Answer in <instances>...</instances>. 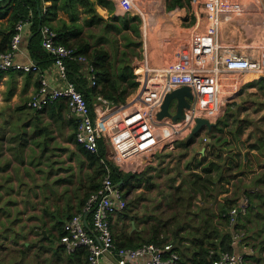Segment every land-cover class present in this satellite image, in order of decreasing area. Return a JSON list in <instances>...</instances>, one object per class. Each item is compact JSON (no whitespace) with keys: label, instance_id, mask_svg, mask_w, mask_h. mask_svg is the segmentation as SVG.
<instances>
[{"label":"crops","instance_id":"1","mask_svg":"<svg viewBox=\"0 0 264 264\" xmlns=\"http://www.w3.org/2000/svg\"><path fill=\"white\" fill-rule=\"evenodd\" d=\"M227 1L230 5L222 16L218 40L235 45L242 54L259 62L262 70L229 73L219 79L222 83L224 79L230 81L221 87V91L219 88L218 96L205 93L199 100L200 105L195 101L202 109L199 117L214 125L202 127L191 139H188L189 134L195 124L186 131L180 129L176 132L177 126L181 125L168 117L158 119L157 114L166 94L180 88L167 86V73L192 67L195 45L206 37L207 21L201 1L180 0V5H173V0H150L147 3L142 0H90L95 14L87 10L83 12L85 8L78 5L74 25L79 30L70 29L72 33L68 38L70 44L83 41L88 46V53L102 49L99 48L101 46L111 50L106 66L117 88L111 95L115 98L123 96L124 101L116 104L115 111L119 115L113 111L110 118L117 116V120H128L126 117L134 113L135 103L147 95L150 112L143 120L150 123L154 140L149 145L153 149L136 154L140 161L137 172L116 169L137 175V179L129 183L121 180L125 188L137 186L136 190L140 192L153 178L161 177L162 184L158 185L157 194L160 191L164 193L165 183L172 180L182 193L199 199L198 202L177 206L179 213L173 211L175 214L172 213L170 218L175 216L178 224L174 227L170 224L173 233H166L161 230L164 225H152L153 220L143 221L144 211L134 216L137 207L129 210L128 194L123 189L126 206L111 218L114 241L132 243V246L156 235L164 238L161 245L172 246L179 256V264H194L192 260L198 252L199 240L205 241V227H216V234L225 231L227 211L238 207L243 199L250 203V209L238 217L237 229L244 236L242 242L245 238L252 242L257 239L264 241V0ZM49 5L47 2L46 7ZM173 14L175 19L171 18ZM97 17L101 20L97 21ZM61 20L71 24L68 14L59 11L50 22L51 26L60 25ZM32 25L33 22L21 32L20 51L15 62L22 65L27 64L31 57L27 44L33 35ZM97 25H100L99 30L91 31ZM9 26V16L0 12V43ZM40 70L50 85L60 87L52 62L46 67L40 66ZM39 85V73H0V128L9 132L16 130L14 136L10 133V138L5 139L10 145L5 149V156L0 157L1 264H13L12 259H8V249L16 256L15 260H20L19 256L24 257L25 250L12 246L15 240L19 244L27 242L25 246L35 242L39 250L53 260V264H86L81 261L83 257L76 260L72 256L81 249L73 253L65 250L60 243V234H63L66 221L80 211L88 196L99 187L105 167L100 159L91 161L75 143L76 120L64 101L46 105L41 111L27 106ZM103 85L99 83L100 88ZM87 87L91 88V85L88 83ZM94 99L90 97L89 103ZM55 104L64 107L58 109ZM139 114L142 115L141 110ZM142 132L136 129L134 135L125 137L112 134L109 128L104 135L100 133L102 156L118 157L129 145L140 144ZM166 132L171 134L166 135ZM26 147L36 157H24ZM9 150L18 155L6 156ZM109 166L112 168L111 163ZM206 178L211 180L207 183L208 189L203 188ZM194 179L197 181L195 193L190 189ZM165 207L157 201L152 208L166 211ZM139 209H142V204ZM167 215L168 211L163 216L164 220L160 218L163 223ZM58 226L62 227L61 232ZM89 231L92 232L90 226ZM52 237L57 248L55 251L46 245ZM240 250V245L234 247V251ZM251 258V262L255 261ZM116 259L112 254H105L99 264H116ZM147 261L148 258L143 257L129 264H147Z\"/></svg>","mask_w":264,"mask_h":264},{"label":"built area","instance_id":"2","mask_svg":"<svg viewBox=\"0 0 264 264\" xmlns=\"http://www.w3.org/2000/svg\"><path fill=\"white\" fill-rule=\"evenodd\" d=\"M199 1L203 4L207 27L205 29L206 37L204 40L199 39L195 45L194 65L187 70L169 71L165 77L167 86L171 88L188 86L193 95L191 108L184 110L183 119L174 121L181 125V127L177 126L176 132H179L180 129L186 131L195 124V119L200 114H197L199 107L195 101H198L199 104V100L205 93L215 97L216 91L219 90L218 82L221 77L235 71L262 70L259 62L242 54L235 45L223 44L217 38L222 16L227 13L230 3L227 0ZM47 2V0H42L44 11ZM32 22V13L16 22L9 48L0 53V73L8 71L39 73V88L27 106L35 111H41L46 105L64 101L68 112L76 120L75 143L86 152L97 155L100 163L105 167L99 187L88 196L80 211L66 221L65 234L60 237V243L68 253L84 249L87 253L86 264H99L100 258L105 254L116 256V264H129L131 261L143 257L148 258L147 264H179V256L169 244L161 246L142 244L135 248L118 247L110 227L111 218L117 212L124 210L126 200L123 193L125 183L120 181L116 184L113 181L109 163L115 169L137 172L140 169V161L136 154L147 152L149 148L153 149V146L149 145L153 139V133H150V123L148 120H143L150 112L147 95L135 103L134 113L126 117L128 120H117L119 114L115 111L116 104L100 94L94 97L93 103H89L83 93L78 90L77 85L68 79L67 63L76 62L79 65V72L87 77L91 87H95L96 79L91 61L86 55L77 53L75 47L59 43L57 32L49 25L44 24L39 28L41 45L52 57V66L57 71L60 87L50 85L44 73L41 72L40 66L32 57L25 65L15 62L20 51L21 32ZM140 110L142 115L139 114ZM113 111L117 116L110 118V113ZM109 128L112 134L125 137L134 135L136 129L143 130L142 135L139 134L141 142L138 145L131 143L132 145H129L124 152L119 153L118 157L99 156V134L104 135ZM170 134L166 132V135ZM249 208V202L243 199L238 207H233L228 211L227 223L231 230L234 247H238L243 239L241 230L235 228L238 217L240 214L246 213ZM89 226L92 232L89 231ZM245 254L240 251L222 252L209 264H246Z\"/></svg>","mask_w":264,"mask_h":264},{"label":"trees","instance_id":"3","mask_svg":"<svg viewBox=\"0 0 264 264\" xmlns=\"http://www.w3.org/2000/svg\"><path fill=\"white\" fill-rule=\"evenodd\" d=\"M50 2V5L43 9L42 0H5L0 2V12L2 15H8L10 18V26L8 28L7 33L3 36V39L0 43V53L5 52L9 48V42L14 34V26L19 19L26 18L29 13L33 14V25L31 27L33 35L28 40L27 49L31 54V57L38 63V65L42 67H46L52 62V57L47 54L44 48L41 45V35L38 30L41 25L47 24L58 34V42L67 46H73L76 48L77 53L84 54L88 57L94 67V74L96 79L95 87L88 88L87 84L89 83L87 77L83 76L79 72V65L76 62H68V79L74 82L77 85L78 90H80L84 98L89 102L90 97H95L97 94H100L104 98L113 101L115 104L124 101V97L115 98L111 95L114 89H117L115 83L111 81L110 72L108 70V64H106V54L99 49L93 50L92 53H88V46L83 41H76L72 44L68 42V38L70 37V29L73 31L76 29V25L74 22L77 20L76 16V8L77 6H82L83 12L85 10L95 14L94 9L92 8L90 0H47ZM180 5V0H173V5ZM59 11L65 12L68 14L69 20L71 24H67L65 21L61 20L60 25L51 26V21L56 17ZM101 19L97 17V21ZM76 30H79L78 28ZM7 46V47H6ZM107 65V66H106ZM99 83H103V87H99ZM136 85V83H134ZM107 86V89H106ZM109 88V89H108ZM58 105V104H55ZM64 105H58L59 108H63ZM78 146V145H77ZM83 153H85L91 161H97L99 157L95 154H91L83 150L80 146H78ZM99 148V155L102 156V149ZM105 170L102 169V172ZM111 177L115 183L121 181L122 179L126 182H131V180L135 179L137 175L132 173H122L111 168ZM137 179V178H136ZM211 180L206 178L203 180L205 183L203 185L204 189H208V185ZM124 182V181H123ZM196 179L192 180L190 183V189L195 193L196 192ZM177 192H181V188H177ZM186 193V192H185ZM188 195V193H187ZM189 198H193L192 194L188 195ZM228 201L226 203V207L229 206ZM187 205V204H186ZM250 205V203H249ZM231 209V208H230ZM229 209V210H230ZM250 209V208H249ZM123 211V210H122ZM120 211V212H122ZM249 211V210H248ZM225 212V211H224ZM228 212V211H227ZM227 215V214H226ZM225 231H221L219 234H216V227L206 226L204 231L205 241L199 240V249L198 252L193 257L192 262L194 264H209L214 259H216L220 253L222 252H233L234 245L232 244L231 230L228 227L227 218H225ZM60 232L62 231V227L58 226ZM237 229V225L235 227ZM65 234L63 227V234H60V237ZM156 235L148 238L147 240H143L136 245H132V243L116 242L118 247H129L135 248L142 244H155L161 245L164 238H157ZM241 242L239 243V245ZM80 250V249H79ZM74 258L83 257V263H86L87 253L84 249H81L80 252L72 255ZM74 263L75 260L73 259Z\"/></svg>","mask_w":264,"mask_h":264},{"label":"rangeland","instance_id":"4","mask_svg":"<svg viewBox=\"0 0 264 264\" xmlns=\"http://www.w3.org/2000/svg\"><path fill=\"white\" fill-rule=\"evenodd\" d=\"M142 1L147 3L150 0H142ZM83 18H84V15H82V17H81L82 21H83ZM99 26L100 25L95 26L96 28L92 29L91 31H93V32L98 31L100 28ZM145 29H146V35L148 34L147 39H149V37H150L149 27H145ZM135 36L138 37L136 34H135ZM115 37H113V39H112L113 41L116 40ZM120 38L123 40L122 35H120ZM148 43H150V42H148ZM146 44H147V41H146ZM142 45H143V42L141 40V46ZM99 48H102L100 50L101 51L103 50V52L107 55L106 59H108L109 53H111V50H107V49H105V47H102V46ZM115 52H117V51L115 50ZM192 58L194 59V56H192ZM141 72H144V74L146 76L148 75V74H146V71L144 69H141ZM226 80L230 81V79H224L223 80L224 83H222V81L218 82L219 83L218 86L220 88V91H221V87L227 84ZM216 93H217V91H216ZM217 95H219V94H217ZM197 111H198L197 114H199V113L202 114L201 109H198ZM9 131L10 130L4 131L2 128H0V157L5 156V149H7L8 146L10 145V143L8 141H6L5 139L10 138V133L12 136H14V134L16 132V130L11 131V132H9ZM7 152L8 153L6 154V156L7 155L11 156L13 154V151L11 152V150H9ZM23 154H24V157H27V156L36 157L35 154L32 155V152L27 147L25 148ZM17 155H18V153H16V155L13 154L12 157H16ZM174 182L175 181L169 180L167 183H165L166 187L162 189V191L164 190V193H161V191H160L159 194H157L156 191L158 189V185L162 184L161 177H159V179H157V180L153 178L148 183V185H151V186L147 185V187L144 189H141L140 192L138 190H136L137 186L136 187L129 186L128 188L126 187L125 191L128 194L127 207L129 208L130 211L133 210V207H137L134 209V212H135L134 216L135 217H137V214L139 212L144 211L142 213L143 217H144L143 221L147 222L149 220H153L154 223L152 225H155V223H157L160 227L164 225V227L161 229L162 231H164L166 233L167 232L173 233V229L171 230L172 227H170V224L171 225L173 224V227L178 224V223H176L177 220H176L175 216L173 217V219L170 218V217H172L170 215H172V213H174L173 211H176V213H179V209H177L178 205H180V204L186 205L190 201L191 202L192 201L198 202V200H199L197 197L189 198L187 193L177 192V187L174 184ZM180 185L178 184V186H180ZM144 186H146V185H144ZM158 197H159V199H157ZM157 201L159 203L165 204L167 207L166 211H168L169 216L167 215V217H166L167 220L164 221L165 224L160 220V218L163 219V216H164L166 211L165 210L161 211L160 209L156 210V209L152 208V207H154V205ZM140 204H142V209H139ZM136 211H137V213H136ZM149 228L151 229L150 225H149ZM161 230L159 229V231H161ZM262 230L264 231L263 225H262ZM13 231H15V227L13 228ZM250 236L252 237V235H250ZM54 240L55 239L52 237L49 241H46L47 242L46 245H47V248L55 251L57 248H56V244H55ZM263 240H264V238H263ZM242 241L243 240L240 241L241 242L240 246L242 248V251L240 250V252L244 253V254L246 253L245 254L246 264H264V241L260 242L259 239H257V240L252 242V241H248L247 238H245L244 242H242ZM25 243H27V242H23L22 244L21 243L19 244L18 241H16V240L14 241V243H11L12 246L13 245L18 246L20 248V251L25 250L24 251L25 255H23L24 257L19 256L20 260H15L14 258L16 256L13 255L12 252H10L11 249H8V250L6 249L7 250L6 253L10 254V256L8 255L9 256L8 259H12L13 264H14V262H16L17 264H53V260L48 258V256H45V254H47V253H44V251H40L35 242H30V243H28L27 246L24 245ZM244 247H245V250H244ZM0 248H2V247H0ZM250 251H251V253H249ZM35 255H38V256H35ZM0 257H1V254H0ZM11 257H13V258H11ZM250 258L254 259L255 261L252 260V262H251Z\"/></svg>","mask_w":264,"mask_h":264},{"label":"water","instance_id":"5","mask_svg":"<svg viewBox=\"0 0 264 264\" xmlns=\"http://www.w3.org/2000/svg\"><path fill=\"white\" fill-rule=\"evenodd\" d=\"M5 0H0V2ZM193 101V95L188 86H183L177 89H173L164 97L160 111L157 114V118L161 119L163 117H168L172 121L182 120L184 117V110L191 108V102ZM212 124L208 119L203 117H197L195 119V125L189 134L191 139L196 135L202 127L211 128Z\"/></svg>","mask_w":264,"mask_h":264},{"label":"bare ground","instance_id":"6","mask_svg":"<svg viewBox=\"0 0 264 264\" xmlns=\"http://www.w3.org/2000/svg\"><path fill=\"white\" fill-rule=\"evenodd\" d=\"M135 1V0H134ZM138 2V1H137ZM145 12V11H144ZM143 13V12H142ZM172 14V13H171ZM174 15L175 14H173L172 16L173 17H171V18H174ZM146 16V15H145ZM176 17V16H175ZM177 17H179V16H177ZM175 19V18H174ZM147 20V19H146ZM154 20V19H153ZM173 20V19H172ZM150 21H151V19H150ZM147 22V21H146ZM174 22V21H173ZM148 24V22L146 23V25ZM150 26V25H149ZM148 27V26H147ZM150 32V31H149ZM149 65V64H148ZM160 67V66H159ZM176 71V70H175ZM156 73V72H155ZM160 74H162V73H160ZM157 76H158V74H156ZM226 82H229L228 80H226ZM218 96V95H217ZM220 98V97H219ZM219 100V99H218ZM218 104H221V102L220 103H218Z\"/></svg>","mask_w":264,"mask_h":264},{"label":"clouds","instance_id":"7","mask_svg":"<svg viewBox=\"0 0 264 264\" xmlns=\"http://www.w3.org/2000/svg\"><path fill=\"white\" fill-rule=\"evenodd\" d=\"M86 262H87V258H86Z\"/></svg>","mask_w":264,"mask_h":264}]
</instances>
